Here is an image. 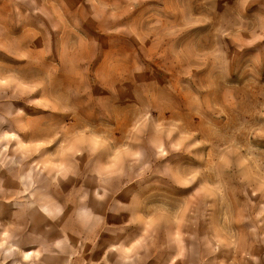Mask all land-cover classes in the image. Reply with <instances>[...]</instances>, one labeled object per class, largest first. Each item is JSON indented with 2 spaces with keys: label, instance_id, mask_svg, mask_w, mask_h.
Listing matches in <instances>:
<instances>
[{
  "label": "rangeland",
  "instance_id": "rangeland-1",
  "mask_svg": "<svg viewBox=\"0 0 264 264\" xmlns=\"http://www.w3.org/2000/svg\"><path fill=\"white\" fill-rule=\"evenodd\" d=\"M0 81V264H264V0H0Z\"/></svg>",
  "mask_w": 264,
  "mask_h": 264
},
{
  "label": "snow or ice",
  "instance_id": "snow-or-ice-1",
  "mask_svg": "<svg viewBox=\"0 0 264 264\" xmlns=\"http://www.w3.org/2000/svg\"><path fill=\"white\" fill-rule=\"evenodd\" d=\"M4 83H7V82H6V81H0V85H2V84H4ZM50 150H51V149H50ZM173 162H174V163H177V162H179V159L174 158ZM128 250L130 251V249H128Z\"/></svg>",
  "mask_w": 264,
  "mask_h": 264
}]
</instances>
